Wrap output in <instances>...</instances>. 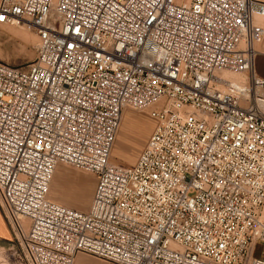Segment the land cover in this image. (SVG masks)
Segmentation results:
<instances>
[{"label":"built area","instance_id":"obj_1","mask_svg":"<svg viewBox=\"0 0 264 264\" xmlns=\"http://www.w3.org/2000/svg\"><path fill=\"white\" fill-rule=\"evenodd\" d=\"M263 22L264 0H0V26L37 36L30 63L0 61L16 264H264ZM127 109L153 128L120 166ZM58 164L94 175L86 211L48 198Z\"/></svg>","mask_w":264,"mask_h":264},{"label":"rangeland","instance_id":"obj_2","mask_svg":"<svg viewBox=\"0 0 264 264\" xmlns=\"http://www.w3.org/2000/svg\"><path fill=\"white\" fill-rule=\"evenodd\" d=\"M13 25L0 26V61L10 66H23L30 63L35 57L37 36L25 24H23L22 28ZM26 36L28 39H26ZM257 49H260V45L257 46ZM130 118L137 119L136 126L135 124L133 125L134 120ZM123 122L125 127L122 129L120 125L118 128L114 144L110 151L109 161L115 165L131 166L134 164L139 152L149 137L153 128V122L144 111L130 110L125 111L121 124ZM122 132L129 136L130 134L132 135V137L130 136L129 145L125 150H121L117 139L119 133ZM144 136L145 138L143 139ZM95 183L96 179L93 174L72 166L58 164L55 167L49 184L48 198L67 207L86 211L90 206ZM255 256H260V247L257 248ZM77 257V264H115L85 254H78ZM0 264H16V262L10 255V252L8 254L0 253Z\"/></svg>","mask_w":264,"mask_h":264},{"label":"crops","instance_id":"obj_3","mask_svg":"<svg viewBox=\"0 0 264 264\" xmlns=\"http://www.w3.org/2000/svg\"><path fill=\"white\" fill-rule=\"evenodd\" d=\"M254 69H255V72L259 76L264 77V41L260 45V49H258V53L255 57ZM124 113H125V111H124ZM124 113H123V116H124ZM131 119L134 120L133 125L135 124V126H136L137 120L134 118H131ZM121 122H122V119H121ZM120 125H121V123H120ZM144 138H145V136L143 137V139ZM11 247H12L11 233H10L9 227H8L7 223L5 222L3 215L0 211V253L1 254H8ZM92 264H95V263H92Z\"/></svg>","mask_w":264,"mask_h":264},{"label":"bare ground","instance_id":"obj_4","mask_svg":"<svg viewBox=\"0 0 264 264\" xmlns=\"http://www.w3.org/2000/svg\"><path fill=\"white\" fill-rule=\"evenodd\" d=\"M11 25H13V24H11ZM13 26H19V27H21L22 28V26H23V24H20L19 23V25H13ZM12 26V27H13ZM25 27V26H24ZM23 27V28H24ZM24 29H26V28H24ZM18 30V29H17ZM20 30V29H19ZM24 31V30H23ZM21 32V31H20ZM25 32V31H24ZM21 34H23V33H21ZM26 35V34H25ZM25 35H23V36H25ZM28 35V34H27ZM29 36V35H28ZM26 39H28L27 38V36H26ZM258 50V49H257ZM227 76H228V78L229 79H231V80H233V81H241L242 80V77H241V75L240 74H234V73H227ZM127 110H130V111H134V110H132V109H127ZM126 111V110H125ZM124 113V112H123ZM122 116H123V114H122ZM127 117V116H126ZM128 118H129V116H128ZM121 119H122V117H121ZM131 119V118H130ZM137 120V119H136ZM120 123H121V121H120ZM143 123V122H142ZM120 126V125H119ZM124 122L121 124V128L122 129H124ZM120 131V130H119ZM130 136L132 137V135L130 134ZM128 134H125L124 132H122V133H119V135L117 136V139H118V142H119V145H120V147H121V150H125V149H127V147H128V145H129V142H130V139H131V137H130ZM77 263H78V257H77V261H76Z\"/></svg>","mask_w":264,"mask_h":264}]
</instances>
